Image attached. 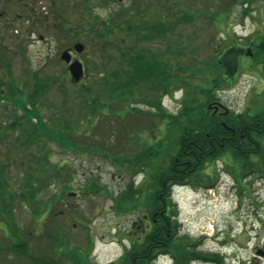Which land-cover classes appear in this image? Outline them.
<instances>
[{
    "label": "rangeland",
    "instance_id": "rangeland-1",
    "mask_svg": "<svg viewBox=\"0 0 264 264\" xmlns=\"http://www.w3.org/2000/svg\"><path fill=\"white\" fill-rule=\"evenodd\" d=\"M166 3L176 7L168 12L162 6ZM130 11L144 21L166 22L169 15L181 18L185 11L195 13L197 19L184 20L173 29L165 38L166 45L156 41L151 48L180 43L187 47L186 54L196 48L198 61L204 58L209 62L216 47L221 46L222 53L235 43L241 49L226 57L229 74L235 68L234 54L243 55L241 66L247 65L264 36V0H0V165H7L10 192L23 185L30 171L43 170L36 165L35 158L41 156L35 152L38 147L42 152L46 149L49 163L61 170L57 181L38 195L42 207L38 202L26 204L6 196V202L14 204L5 218L0 213V264H71V255L76 252L90 263L110 264L150 232L148 198L139 193L133 197L132 187L153 191V174L165 170L175 155L181 128L169 116L183 118L180 113L186 91L178 88L160 99L153 95L137 99L129 105L130 113L124 120L115 115L127 106L125 103L120 108L119 104L106 107L95 124L85 119L79 124L76 117L63 112L81 86L98 80L105 68L112 70L116 65L117 55L111 46L104 50V44L88 27H79L87 26L89 20L110 21L113 15L128 17ZM175 22L173 18L171 23ZM77 42L83 43L85 50L72 58L83 62L86 76L74 83L61 54ZM193 63L190 57L182 58L180 66ZM34 74L45 78L44 86L48 87L43 95L31 99L30 92L41 84ZM202 82H190L194 96L201 94ZM263 90L262 68L255 63L216 95L218 103L234 114L244 110L256 113L264 105ZM34 102L38 103L43 133L48 134L49 124L60 115L70 121V128L77 122V128L71 129L73 142H65L73 143L72 148H64L61 139L41 140L28 149L21 146L17 140L25 139L23 130L33 129L22 121L32 116ZM158 103L162 106L161 121H154L148 112ZM18 121L21 129L15 124ZM158 122V128L151 131L152 124ZM156 139L165 142L157 145ZM146 161L149 164L141 170L138 166ZM65 186L67 194L63 193ZM172 196L180 235H188L196 244L203 237L196 249L219 256V261L199 259L194 264H264V179L260 175L240 174L235 160L224 156L193 176L192 183L174 189ZM49 202L53 207L45 213ZM154 264L174 263L170 256L161 255Z\"/></svg>",
    "mask_w": 264,
    "mask_h": 264
},
{
    "label": "trees",
    "instance_id": "trees-1",
    "mask_svg": "<svg viewBox=\"0 0 264 264\" xmlns=\"http://www.w3.org/2000/svg\"><path fill=\"white\" fill-rule=\"evenodd\" d=\"M162 6L166 11L169 10L168 12L173 11L176 7L175 4L171 3ZM137 11H139L138 8ZM130 12L128 17L124 14L119 17L113 15L110 21L95 19L92 22L89 20L87 26L79 27V29L88 27L91 35H95L94 37L104 44V50L111 46L117 55L115 57L116 65L114 64L112 70L105 68L104 72L100 73L101 77L98 80L92 79L81 86L75 100L63 112L67 116L76 117L79 124L84 119L87 123H91L93 120L95 124L105 113L104 109L114 104H119V108L124 103L127 104L123 110H117V115H115L117 119L124 120L130 113L129 105L136 102L137 99H150L151 95L160 99V97L178 88L186 91V97L184 108L180 113L183 118L180 120L179 116H169L181 128L178 147L175 150H170L175 151L171 162L165 170L153 174V181L156 184L153 191L147 192L144 188L132 187L133 194L131 193V195L133 197L143 194L148 198L146 217L151 221V230L143 241L133 242L123 257L110 264H154L161 255L170 256L174 264H194L199 259L219 261L218 254H204L198 251L197 244L203 240V237L196 244V241L193 242L188 235H180L178 210L173 202L172 193L175 185L192 183L193 176L203 172L209 163H214L224 156H231L235 160L240 168V174L251 175L255 173L264 179V105L260 108V112L256 113H251V110H244L239 114L228 111V113L224 112L218 115L213 110V107L216 108L220 104L216 92L229 87L236 81L237 74L247 71L249 66L255 67L256 63L262 68V76L264 77V36L260 38L263 41L261 40L259 47L256 46V52L250 54L252 60H255H251L247 65L241 66L243 55L238 57L234 54L233 65L235 68L229 74L230 65L226 57H230L238 49H241L235 43L226 47L222 53L219 52V48L222 47H216V52H213L212 60L209 62L204 61V58L198 61L196 48L190 49L189 55L186 54L185 49L187 47L180 43H172V45L167 43L164 49L151 48V45L156 41L166 45L165 38L173 33V29L184 20L197 19L195 13L185 11V15L181 18L169 15V21L166 22L162 19L144 21L142 18H136L135 14L132 13L133 11ZM173 18H176L175 23H171ZM128 38H130L131 43L129 45H127ZM142 43H145L146 47H142ZM174 45L176 46L173 47ZM189 57L194 63L188 66H180L182 58ZM34 75L41 84L35 87L33 92H30L29 98L31 99L43 95L48 87L44 86L45 78H39L37 74ZM193 80L203 81L200 87L202 95L196 94L194 96L192 94L193 88L190 82ZM52 81L50 80V82ZM262 94L264 95V90ZM33 106L34 108H30L31 111L34 110L32 116L22 121L27 125H32L33 129H26L27 132L23 130L22 135H26L25 139L20 137L17 140L21 146L28 149L38 146L41 140L54 142L55 139H61L64 148H68V146L72 148L73 143L66 145L65 142H73L74 137L71 129L77 128V122L70 128V121L66 120V117L64 120L60 115L58 116L59 119H55L51 125L49 124L48 134L45 131L43 133L40 126L43 122L38 119V103L34 102ZM161 109V104H154L152 111L148 112L150 118L154 121L156 118L160 120ZM22 119L20 118V121ZM20 121L15 124L19 123L21 129L23 125ZM158 124L159 122L152 124L150 130L153 131L158 128ZM69 132L72 136L67 135ZM64 137L70 139L65 140ZM163 142L165 140L156 139L155 144L158 145ZM35 152L41 154L35 158L37 163L35 164L43 170L35 168L33 173L30 171L23 185L14 192H10L11 183L7 179V165H0V213L4 218L7 216V210H13L12 204H14V202L10 204L6 202L7 195L11 196L12 201L14 197H17L26 204L39 203L38 195L48 189L50 184L60 177L61 170L49 163L48 151L45 149L42 152L38 147ZM138 158L139 156L136 157V159ZM46 164L47 169H45ZM148 164L146 161L138 167L144 170ZM95 181L92 183L95 184L97 182ZM63 193L67 194L66 186ZM147 193L151 194L147 195ZM131 199L133 198L131 197ZM39 204L42 207L41 203ZM53 204L49 202V206L45 207L44 212L48 213ZM6 225L8 227L7 223ZM196 247L198 248L196 249ZM58 248L61 249L60 246ZM71 260V264H97L90 263L87 257L80 255L79 252L73 253ZM56 262L51 264H60L58 261Z\"/></svg>",
    "mask_w": 264,
    "mask_h": 264
},
{
    "label": "water",
    "instance_id": "water-1",
    "mask_svg": "<svg viewBox=\"0 0 264 264\" xmlns=\"http://www.w3.org/2000/svg\"><path fill=\"white\" fill-rule=\"evenodd\" d=\"M73 50L75 53L80 54L85 50V45L81 42H77L73 46ZM61 59L68 64V70L72 77L74 83H79L83 77L85 76V69L83 62L75 58L72 59V53L69 49H65L61 54ZM218 109V105L216 106V110ZM228 111V110H227Z\"/></svg>",
    "mask_w": 264,
    "mask_h": 264
},
{
    "label": "flooded vegetation",
    "instance_id": "flooded-vegetation-1",
    "mask_svg": "<svg viewBox=\"0 0 264 264\" xmlns=\"http://www.w3.org/2000/svg\"><path fill=\"white\" fill-rule=\"evenodd\" d=\"M0 17H1V13H0ZM67 49H69V50L71 51L72 55H74V54L77 55V53L74 52L73 47H68ZM72 59H73V58H72ZM73 60H74V59H73ZM213 108H214V109H213L214 112L217 113L218 115H221V113H224V112L222 111L223 109H221V108H224L223 106H222L220 109H217V110H216L215 107H213ZM224 109H225V108H224ZM225 113H228L227 109H225Z\"/></svg>",
    "mask_w": 264,
    "mask_h": 264
}]
</instances>
